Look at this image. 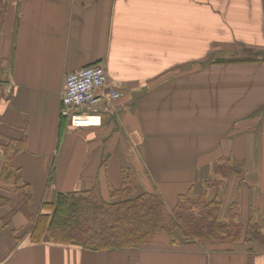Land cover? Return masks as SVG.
Masks as SVG:
<instances>
[{"label":"crops","instance_id":"0c3cea01","mask_svg":"<svg viewBox=\"0 0 264 264\" xmlns=\"http://www.w3.org/2000/svg\"><path fill=\"white\" fill-rule=\"evenodd\" d=\"M240 49L264 51V0H10L0 146L25 143L11 166L33 190L29 212L60 193L97 190L109 201L122 168L143 174L145 193L156 189L172 208L191 188L202 195L220 178L214 165L230 160L244 181L226 178L213 192L221 220L238 202L237 222L264 225V62L214 63ZM94 65L122 97L100 103V126L73 128L61 115L66 77ZM3 160L0 152V174ZM4 209L1 218L14 210ZM24 226L17 214L0 230V264H264V247L243 241L170 246L161 238L89 252L32 244L30 229L17 234Z\"/></svg>","mask_w":264,"mask_h":264},{"label":"trees","instance_id":"16d2710c","mask_svg":"<svg viewBox=\"0 0 264 264\" xmlns=\"http://www.w3.org/2000/svg\"><path fill=\"white\" fill-rule=\"evenodd\" d=\"M9 1L0 0V38ZM260 62H264V51L249 49L231 58L216 59L214 63ZM7 69L6 61L0 57V83H6ZM24 149L23 141L10 140L6 146H0L4 159L0 190L12 192L18 198L17 207L7 216L0 217V230L11 226L15 216L21 214L26 219V226H30L32 244L53 243L89 252H107L139 249L164 238L170 246L243 241L250 250L256 246L264 247V225L254 221L246 225L237 222L238 202L230 206L229 220L222 221L221 201L218 197L208 200L211 192H220L226 178L237 177L244 181L243 169L234 168L230 160H221L214 165V173L220 178L205 182L202 195L196 196L191 188L179 195L172 208L156 189L135 197L139 174L133 168H122L120 186L116 188L108 183L109 201L103 200L97 190L60 193L55 201H45L39 214L32 215L29 207L34 202L33 190L23 184L22 171L11 166L12 160ZM9 204L10 199L0 195V211Z\"/></svg>","mask_w":264,"mask_h":264},{"label":"built area","instance_id":"2783aa9c","mask_svg":"<svg viewBox=\"0 0 264 264\" xmlns=\"http://www.w3.org/2000/svg\"><path fill=\"white\" fill-rule=\"evenodd\" d=\"M122 94L108 88V74L103 66H90L67 75L61 115L73 128L101 125L99 105L105 99L119 100ZM99 119L98 123L92 122Z\"/></svg>","mask_w":264,"mask_h":264},{"label":"rangeland","instance_id":"374dc122","mask_svg":"<svg viewBox=\"0 0 264 264\" xmlns=\"http://www.w3.org/2000/svg\"><path fill=\"white\" fill-rule=\"evenodd\" d=\"M257 51V50H256ZM242 52V50L240 49L239 51H238V53L237 54H239V53H241ZM143 179H144V175L143 174H141V177H140V179L138 180V191H137V193L134 195L135 197H137V196H139V195H141V194H143V193H145L146 191H145V185H144V182H143ZM143 189H144V192H143ZM0 193L1 194H5L4 193V191H1L0 190ZM212 194V195H211ZM7 196H9L10 197V199H12L11 200V203H10V205L6 208V209H4L3 211H2V214H5L7 211H9V210H11V209H14V206H15V204H16V195H13V194H6ZM215 195L213 194V192H211L210 193V196H209V199L211 200V199H213V197H214ZM30 229V226H27V227H25L24 229H22V230H20L17 234H18V236L20 237V236H25V234L27 233V231Z\"/></svg>","mask_w":264,"mask_h":264},{"label":"bare ground","instance_id":"6f19581e","mask_svg":"<svg viewBox=\"0 0 264 264\" xmlns=\"http://www.w3.org/2000/svg\"><path fill=\"white\" fill-rule=\"evenodd\" d=\"M92 122L98 123L99 119H93Z\"/></svg>","mask_w":264,"mask_h":264}]
</instances>
